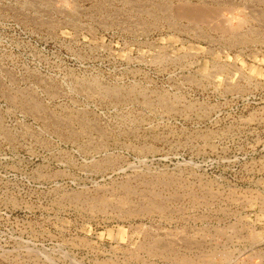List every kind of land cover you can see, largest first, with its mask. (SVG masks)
Here are the masks:
<instances>
[{
    "label": "rangeland",
    "instance_id": "1",
    "mask_svg": "<svg viewBox=\"0 0 264 264\" xmlns=\"http://www.w3.org/2000/svg\"><path fill=\"white\" fill-rule=\"evenodd\" d=\"M0 264H264V0H0Z\"/></svg>",
    "mask_w": 264,
    "mask_h": 264
},
{
    "label": "bare ground",
    "instance_id": "2",
    "mask_svg": "<svg viewBox=\"0 0 264 264\" xmlns=\"http://www.w3.org/2000/svg\"><path fill=\"white\" fill-rule=\"evenodd\" d=\"M152 247V246H151ZM158 247V246H157ZM230 256V255H229Z\"/></svg>",
    "mask_w": 264,
    "mask_h": 264
}]
</instances>
